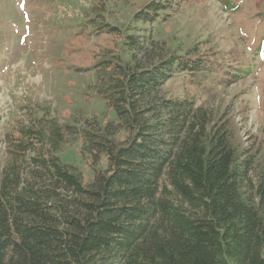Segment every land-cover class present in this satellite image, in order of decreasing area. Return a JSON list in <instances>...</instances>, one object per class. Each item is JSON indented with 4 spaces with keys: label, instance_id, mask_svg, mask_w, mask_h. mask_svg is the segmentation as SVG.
Instances as JSON below:
<instances>
[{
    "label": "trees",
    "instance_id": "obj_1",
    "mask_svg": "<svg viewBox=\"0 0 264 264\" xmlns=\"http://www.w3.org/2000/svg\"><path fill=\"white\" fill-rule=\"evenodd\" d=\"M93 1L89 24L121 41L94 65L116 121L63 126L41 108L0 135V264H264V127L245 121L263 39L251 54L209 37L173 47L153 25L191 0H150L124 29L97 23L104 4ZM254 7L264 21V0ZM71 136L91 159L89 182L56 154Z\"/></svg>",
    "mask_w": 264,
    "mask_h": 264
},
{
    "label": "rangeland",
    "instance_id": "obj_2",
    "mask_svg": "<svg viewBox=\"0 0 264 264\" xmlns=\"http://www.w3.org/2000/svg\"><path fill=\"white\" fill-rule=\"evenodd\" d=\"M101 1L103 17L96 22L121 29L150 2ZM232 2L235 12L225 11L211 0L186 2L170 10L167 21L153 25V39L183 48L209 37L223 50L242 42L246 53L251 54L250 45L257 46L259 38L264 41V21L256 16L255 0ZM95 5L98 6L93 0H0V11H6L5 23L0 25L4 44L0 52V135L13 131L18 121L26 120L30 110L41 108L46 118L63 126H83L87 119L103 124L116 121L114 110L96 93L94 65L105 50L117 53L121 41L118 34L104 28L97 31L89 24ZM78 26H82L79 31ZM258 57L260 64L246 77L247 84L254 87L252 97L245 103L246 125L253 132L264 127V52ZM175 85L172 88L178 86ZM241 87L242 83L237 82L221 97L228 102ZM235 107L240 114L242 109L238 104ZM81 147L82 140L71 136L56 154L62 162L76 166L89 182L94 167L89 165L90 157L81 154ZM3 149L0 142V165L5 159ZM101 164H105V157L95 168Z\"/></svg>",
    "mask_w": 264,
    "mask_h": 264
}]
</instances>
